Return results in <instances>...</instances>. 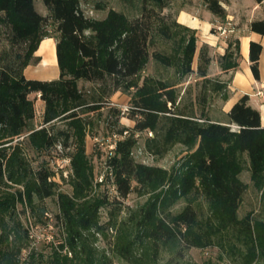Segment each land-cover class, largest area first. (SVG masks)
<instances>
[{
	"label": "trees",
	"instance_id": "16d2710c",
	"mask_svg": "<svg viewBox=\"0 0 264 264\" xmlns=\"http://www.w3.org/2000/svg\"><path fill=\"white\" fill-rule=\"evenodd\" d=\"M255 1L263 17L251 21L249 30L264 37V0ZM43 2L48 15L37 11L35 0H0V185L5 187L0 193V215L14 220L18 204L25 199L58 197L57 217L66 230L61 249L66 247L72 257L56 249L41 261L31 254L27 264H71L83 249V233H101L115 226L122 199L134 192L151 196L130 215L136 234L131 245L120 247L124 257L132 245L149 241L171 251L177 261L193 248L214 246L230 264L264 260V218L240 215L248 188L241 178L246 163L255 186L264 188L261 112L244 95L227 114V123L209 117L207 107L214 95L224 102L229 99V84L208 77L213 60L209 47L200 49L195 71L196 34L165 14L168 0H120L125 10L111 9L103 19L87 16L81 0ZM224 2L205 0V5L214 15L226 18ZM47 38L56 41L59 77L28 78L25 71L40 59L35 54ZM160 40L164 46L155 48ZM151 48H155L154 61L173 68L175 79L152 75L140 79L150 62ZM262 52L261 43H250V68L256 80L261 79ZM241 57L240 40L229 41L220 56L222 71L237 70ZM195 72L203 81L193 97L191 90L180 85ZM82 81L94 85V92L81 88ZM118 92L130 96L132 132L154 133L146 143L151 154L162 155L176 144L187 146L189 152L170 170L136 161L137 140L125 134L130 129L120 127L121 111L110 107L116 118L113 125L120 127L106 160L107 180L116 195L112 199L108 191L92 197L94 172L86 150L91 121L85 115L109 107ZM32 94L39 95L44 109L40 128L30 130L36 118ZM29 152L38 157L32 158ZM52 152H69L72 195L58 191L48 161L37 159ZM8 185L22 188L12 191ZM182 199L188 203L175 212ZM102 209H108L107 227L100 222ZM20 252L10 229L1 226L0 264H22Z\"/></svg>",
	"mask_w": 264,
	"mask_h": 264
},
{
	"label": "rangeland",
	"instance_id": "374dc122",
	"mask_svg": "<svg viewBox=\"0 0 264 264\" xmlns=\"http://www.w3.org/2000/svg\"><path fill=\"white\" fill-rule=\"evenodd\" d=\"M169 7L165 10V14L171 16L172 20L178 21L180 10L187 9L198 13L199 18L209 20L211 29L209 31V39L202 40L197 30H194L197 37L198 50L194 58L193 69L196 71L199 63L200 49L207 45L209 52L213 58L209 70L208 77L213 80H219L228 83L232 80L231 70L223 72L220 66V56L226 52L229 41L237 40L240 36L247 35L248 23L250 20L257 19L261 14L260 8L255 0H225L223 7L226 9V18L218 17L208 11L205 0H168ZM81 5L86 15L96 19H103L107 16L111 9L124 11V7L120 0H81ZM35 7L38 12L43 15H48V10L43 0H35ZM183 25V24H182ZM51 32V28L49 29ZM240 40V39H239ZM55 41V39H54ZM163 40L158 42L155 48L163 47ZM56 42V41H55ZM155 48L150 49V62L145 71L141 74L142 80L145 76H156L161 78L175 79V70L173 68H164L157 64L152 58V53ZM36 57H38L35 54ZM242 56V55H241ZM33 62L27 67L25 73L27 76L35 77H53L56 76V69L51 70L46 75L41 74V61ZM242 64V57L239 59ZM240 67V66H239ZM59 71V70H58ZM59 76V75H58ZM38 79V78H35ZM42 80V79H41ZM202 78H199L195 73L187 76L180 85L183 89L191 90V94L195 97L201 89ZM228 85V86H229ZM80 87L94 92V85L86 82H80ZM229 89V87H228ZM257 95H261L259 92ZM31 99L36 101V118L31 122L29 129H38L42 124L43 103L39 99V95L32 94ZM224 101L219 95H214L207 107L208 115L212 120L220 121L224 119L222 114V105ZM110 107L117 108L121 111L120 127L130 129V132L125 134H133L137 140V144L133 150L135 160L147 165L159 166L165 169L172 167L188 152L189 148L181 144L173 145L168 151L162 155H153L147 150L146 143L149 139L154 138V133L151 131L132 132L135 122L129 118L128 110L130 108V96L127 93L118 92L111 98L109 107L103 108L100 112H90L85 116L91 121V125L87 127L86 150L89 157V162L94 172L95 186L91 192L92 197L98 196L99 193L108 192L113 199L116 195L110 180L107 176L110 172L106 166L107 157L111 152L112 145L118 139L115 135L120 127H114L116 120L114 113L110 112ZM22 139V138H21ZM70 152V151H69ZM69 152L65 154L52 152L43 154L38 161L47 160L51 173L52 180L57 184L58 191L67 195H72L74 187L72 184V168L70 159L67 157ZM32 158L38 157L37 154L29 152ZM64 155V156H63ZM36 164V162H35ZM242 180L248 185L247 191L243 196V201L240 207V215L245 216L251 214L256 218H264V203L262 201L264 188L255 186L252 181L251 172L248 164H245V169L241 174ZM15 191L21 189L22 186L8 185ZM5 190L4 186L0 185V193ZM151 193L139 194L134 192L126 199H122L123 210L116 219L115 226L105 229L98 233L96 230H89L83 233L84 246L79 251L78 256L73 258L71 264H230V260L224 255L218 247H209L204 249L193 248L187 252L185 258L181 261L175 260L173 253L165 249L162 245L155 246L152 242H144L142 245H132L130 253L124 257V251L120 247L131 245L135 239V225L130 223V215L138 211L142 206L149 201ZM188 203L186 199H182L174 208L175 212L182 210ZM46 208L47 213L42 214L41 209ZM18 217L12 220L8 217L0 215V227L7 226L12 234L13 245L21 248L20 260L21 263L27 264V260L31 254L41 261L42 258L47 259L55 253L56 249H61V245L65 242L66 230L61 220L57 217L60 213L58 205V197L48 198L40 201L34 197L29 202L28 199L22 204H18ZM109 215L108 209L101 210L100 222L105 227L108 226ZM62 250V249H61ZM63 253L72 257L63 248ZM252 264H264V260H258Z\"/></svg>",
	"mask_w": 264,
	"mask_h": 264
},
{
	"label": "crops",
	"instance_id": "0c3cea01",
	"mask_svg": "<svg viewBox=\"0 0 264 264\" xmlns=\"http://www.w3.org/2000/svg\"><path fill=\"white\" fill-rule=\"evenodd\" d=\"M257 6L261 10V14L257 18L259 19L263 17V13L261 6L259 4H257ZM177 18L180 24L189 26L194 30H197L203 41L206 38L207 39L210 38L209 31L211 29V24H210L211 22L207 19L203 20L199 18L198 13L187 9H182L180 10ZM253 20H250L249 23ZM249 23H248L249 33L247 35L239 37L241 42L242 64H240V67L232 73V80L229 85V99L226 102H224L222 105V114L224 116V119L218 122L227 123L229 121L227 114L230 112V110L235 105V103H237L244 95H249L250 104L261 112V121H262V125L264 126V37H262L260 34H257L255 32H251L249 30ZM252 41L259 42L263 46V52L260 58V72H261L260 80H256L254 78L250 68V43ZM222 54L224 55L225 51ZM37 56L42 58L41 55H37ZM58 70L59 67L56 68L57 73L56 76L53 77H46V76L35 77V76H27V75L26 76L32 79L38 78L42 80H52L59 77L58 75L60 74V71ZM258 92L262 93V95H257ZM43 109H44V105H43Z\"/></svg>",
	"mask_w": 264,
	"mask_h": 264
},
{
	"label": "bare ground",
	"instance_id": "6f19581e",
	"mask_svg": "<svg viewBox=\"0 0 264 264\" xmlns=\"http://www.w3.org/2000/svg\"><path fill=\"white\" fill-rule=\"evenodd\" d=\"M36 54L41 55L43 59L41 61L42 75H46L48 72L58 67L56 42L53 38L43 40Z\"/></svg>",
	"mask_w": 264,
	"mask_h": 264
},
{
	"label": "built area",
	"instance_id": "2783aa9c",
	"mask_svg": "<svg viewBox=\"0 0 264 264\" xmlns=\"http://www.w3.org/2000/svg\"><path fill=\"white\" fill-rule=\"evenodd\" d=\"M260 94L262 95V93H260ZM114 146H115V144H114V145H112L111 149H113V148H114Z\"/></svg>",
	"mask_w": 264,
	"mask_h": 264
}]
</instances>
